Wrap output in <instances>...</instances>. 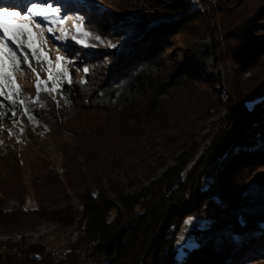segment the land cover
I'll return each instance as SVG.
<instances>
[{
  "label": "trees",
  "instance_id": "trees-1",
  "mask_svg": "<svg viewBox=\"0 0 264 264\" xmlns=\"http://www.w3.org/2000/svg\"><path fill=\"white\" fill-rule=\"evenodd\" d=\"M59 1L64 3L54 0ZM168 1L173 2V10L180 14L156 13L152 17L143 11L134 15L135 20L130 21L129 26L122 25L123 34L128 37L129 30L134 29L142 35L132 41L107 82L98 75L88 79V84L73 87L68 94L70 103L59 107L61 113L95 109L116 115L125 111L133 117H149L165 110V99L171 93L195 83L191 67L195 58L179 54L178 42L174 40V46H170L169 40L203 14L191 0H162V3ZM69 2L68 8L75 13V9L84 5L91 6L88 9L92 12L102 7L101 4L93 5L91 0ZM84 15L88 24L98 28V18L92 19L88 12ZM248 25L250 21L245 27L249 28ZM256 31L248 29L245 35L234 38L241 42V48L233 58L242 67L264 57V36H252ZM90 42L95 43L94 40ZM202 45L198 55L193 56L197 58L196 63H202L204 78H208L212 75L208 70L211 52L207 42ZM165 49L173 51L165 56ZM83 51L90 66L95 68L94 61L102 58L97 49ZM33 66H37L35 61ZM234 82L230 88L236 99H228V122L206 146L189 173L184 175L193 156L182 154L159 178L135 192H127L116 182L107 192L100 187L98 193L92 189L94 184L99 185L98 180L95 179L94 184H82L81 212L71 206L66 194L47 195L52 196L50 204L45 205L41 200L37 210H25L21 205L8 212L0 208V230L5 231L36 226L43 221L65 227L82 224L78 226L77 238L60 257L41 243L27 245L23 241L2 240L6 249L0 251V264H139L144 252V264H177V234L185 220L193 216H199L197 218L207 224L197 226L192 232L197 247L186 249L182 264H264V181L237 189V184L243 186L248 173L264 168V103L260 102L264 94L254 99L244 94L237 85L239 82ZM22 96L20 92V100ZM249 102L253 104L249 106ZM51 103L49 101L48 109L40 112L35 109L37 105H31L34 116L42 121L45 119L47 124L60 125V112L54 105L49 107ZM43 112L53 114L43 116ZM26 118L17 115L13 119L16 122ZM13 119L5 117L0 122L13 123ZM4 165L7 168L6 161ZM207 166H215V178L204 188L200 170ZM1 189L2 193H16V189ZM114 210L117 215L111 220ZM78 216H81L79 220Z\"/></svg>",
  "mask_w": 264,
  "mask_h": 264
},
{
  "label": "rangeland",
  "instance_id": "rangeland-1",
  "mask_svg": "<svg viewBox=\"0 0 264 264\" xmlns=\"http://www.w3.org/2000/svg\"><path fill=\"white\" fill-rule=\"evenodd\" d=\"M31 2H46V0H2L0 6L17 7L21 11ZM54 2L59 4L68 16H83L87 13L98 18L97 29L112 42L117 38H124L123 26L134 21V15L145 11L154 16L157 14L179 15L173 10V2L162 3V0H91L93 5L101 4L94 14L89 11V5H84L73 12L68 6L69 0ZM199 2L202 16L194 19L188 27L185 25L170 38V46L178 42L182 55L190 54L194 57L192 70L195 83H189L171 93L165 99V110L149 117H133L127 112L114 114L107 110L73 111L64 113L52 102L57 112H60L62 124H47L34 116V106L37 111L42 110L39 104L33 105L30 98L36 97V76L30 70L15 71L16 83L22 88L24 107L30 109L34 121L18 120L15 123L0 122V208L8 212L15 206H22L25 210H37L41 207V200L45 205L50 204L52 196L68 195L71 206L77 212L82 211L79 193L84 187L82 184L96 183L92 187L98 193L100 187L106 192L111 184L116 182L127 192H135L148 185L150 181L159 178L169 167L175 165L182 154H191L184 175L189 173V165L198 161L205 148L215 135L225 127L229 117L228 99L232 96L231 83L237 85L244 94L256 99L264 94V57L250 66L242 67L233 58L239 51V40L234 38L245 35L246 30H257L252 36H264V0H204ZM67 6V7H66ZM88 6V7H87ZM93 7V6H92ZM98 7V6H97ZM96 15V16H94ZM106 16V17H105ZM10 22L19 20V17H9ZM96 20V19H94ZM250 21L249 28L245 23ZM72 21H65V27L71 29ZM134 28V27H133ZM136 28V26H135ZM137 29V28H136ZM37 31H40L37 29ZM126 31V30H125ZM131 33L118 50L104 46L97 47V54L102 58L94 61L97 65L89 77L82 71L83 65H89L84 57V49L70 41H55L45 32L49 43L45 46L49 59L55 68L57 55H64L67 45L72 55H79L77 66L79 71L72 70V65H66L74 81L82 78L93 79L98 75L103 82H107L113 69L118 65L121 57L130 48L133 40L138 39L142 33L129 30ZM89 39L88 42H90ZM175 40V41H174ZM209 45L211 58L208 70L212 73L204 78L202 63H196V56L204 46ZM168 44V43H167ZM164 45H166L164 43ZM173 49H165L163 54H171ZM105 57L111 58V64L105 65ZM186 60V59H184ZM93 64V62H92ZM98 66V67H97ZM26 67V66H25ZM41 80L48 76V65L33 66ZM210 74V73H209ZM214 80V83H209ZM57 99L60 97L57 96ZM254 102V101H253ZM249 102V106L253 104ZM40 103H43L41 101ZM46 109V111H47ZM51 108H49L50 110ZM56 113V112H55ZM49 115L53 112H49ZM46 114V115H48ZM43 112V116H46ZM133 117V118H132ZM45 118V117H44ZM38 121V122H37ZM21 128L24 129L21 132ZM11 130V134H9ZM185 155V156H187ZM8 166L5 167L4 163ZM194 163V164H195ZM215 167V166H214ZM213 166L203 167L200 170L203 187H207L210 179L215 178ZM242 189L250 183L264 181V168L248 173ZM239 183V182H238ZM199 183L197 182V185ZM16 189V193H2V189ZM48 192V193H47ZM111 195V194H110ZM43 197V198H42ZM62 206L64 204H61ZM117 211L111 213L113 220ZM199 217V216H197ZM196 216L190 224H182L177 238L184 235L187 243L177 249L178 255L185 253L188 243L196 240L192 232L197 226L207 224ZM81 216H78V220ZM185 220V221H186ZM77 223L72 227L60 226L55 223L43 221L36 226L15 228L10 231L0 230V251L6 249L4 240L43 244L48 251L57 257L65 254L69 243L77 238ZM3 240V241H2ZM141 256V255H140ZM144 252L139 264H144Z\"/></svg>",
  "mask_w": 264,
  "mask_h": 264
},
{
  "label": "snow or ice",
  "instance_id": "snow-or-ice-1",
  "mask_svg": "<svg viewBox=\"0 0 264 264\" xmlns=\"http://www.w3.org/2000/svg\"><path fill=\"white\" fill-rule=\"evenodd\" d=\"M191 3L194 7L199 8L198 0H191ZM0 4H2V0H0ZM9 17H19L20 19L10 22ZM68 20L72 21L71 29L65 27V21ZM45 32L50 34L55 41H70L74 45H80L82 49H95L104 46L118 50L122 39L127 38L126 36L117 38L115 42H112L104 37L95 25L88 24L85 17L66 15L62 7L54 3V0L31 2L22 11L15 6H0V119L5 117L13 119L20 115L27 117L29 121L35 120L30 109L23 107L25 101L19 99L22 88L16 83V70L24 72L28 69L31 74L36 76V97L30 99L33 105L39 104L41 108L47 107L49 101L54 102L57 107L70 103L68 94L73 87L90 82L85 78L79 81L72 79L70 70L65 66L70 64L72 70H81L76 63L79 60V55H72L67 45H61L65 48V54L57 55L56 66L55 68L52 66L53 62L45 51V46L49 43ZM89 39L94 40L95 43L88 42ZM33 61L37 66H43L45 63L48 65L46 80L40 79L33 67ZM104 63L110 65L111 58L105 57ZM82 71L85 77H89L93 67L83 65ZM57 95L60 99H57ZM99 95L102 96L103 93H99ZM42 100L44 103H40ZM260 102L264 103V98H260ZM13 123H15L14 119ZM20 130L24 131L23 128ZM9 134H11V130H9ZM194 163L195 161H193ZM191 166L189 165V167ZM192 220L193 218H189L185 223L190 224ZM185 243H187V238L184 235L178 237L177 249H180ZM188 247L193 248L197 245L192 242L188 243ZM182 256L183 252L178 256L177 264H182Z\"/></svg>",
  "mask_w": 264,
  "mask_h": 264
}]
</instances>
